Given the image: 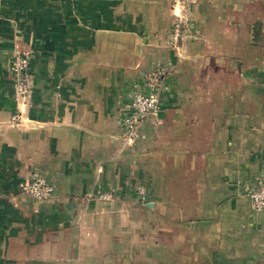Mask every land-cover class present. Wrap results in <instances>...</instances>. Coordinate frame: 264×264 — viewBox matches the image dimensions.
Listing matches in <instances>:
<instances>
[{"label":"crops","instance_id":"crops-1","mask_svg":"<svg viewBox=\"0 0 264 264\" xmlns=\"http://www.w3.org/2000/svg\"><path fill=\"white\" fill-rule=\"evenodd\" d=\"M172 2L0 0V264H264V0H198L179 49ZM156 70L160 109L129 140ZM41 176L52 198L22 191Z\"/></svg>","mask_w":264,"mask_h":264},{"label":"built area","instance_id":"built-area-1","mask_svg":"<svg viewBox=\"0 0 264 264\" xmlns=\"http://www.w3.org/2000/svg\"><path fill=\"white\" fill-rule=\"evenodd\" d=\"M194 1V0H192ZM178 4L174 5V9L183 8L178 0ZM186 14L180 12L175 14V21L170 36L171 44L179 49L183 39L185 38V20ZM33 57V52L29 49L17 50L15 52L12 72L15 78V93L18 102V112L14 114L13 120L18 122L23 120L25 107L30 102V96L33 90V74L30 70V65ZM163 70L151 72L148 77V92L138 91L134 94L130 112L123 118V124L127 129L126 137L132 140L136 135V130L144 119L151 114H155L160 109V99L158 96V86ZM22 191L39 199H49L55 194L54 186L44 177H37L32 181L22 185ZM144 189L140 190L139 197L145 199ZM248 195L254 209H264V185H259L248 190ZM101 199H111V192L99 194Z\"/></svg>","mask_w":264,"mask_h":264},{"label":"rangeland","instance_id":"rangeland-1","mask_svg":"<svg viewBox=\"0 0 264 264\" xmlns=\"http://www.w3.org/2000/svg\"><path fill=\"white\" fill-rule=\"evenodd\" d=\"M177 1L178 0H173V2L171 4V7H170V11L168 13V21L170 23V28L168 30L169 31V36H171V32H172V29H173V24H174V21H175V14H179V10H180V12L187 13L186 14L185 24H184V28H185L184 34H185V38H186V36L191 34V32L197 31L195 29H192L193 25H192V9L191 8L193 7L194 4H196L198 2V0H194V1H192V0H180V1H182V3H180V5H182L183 8H180V6H179V10L177 9V11H176V9H174V5L178 4ZM168 43H171L170 39H169ZM169 45H172V44H169Z\"/></svg>","mask_w":264,"mask_h":264}]
</instances>
